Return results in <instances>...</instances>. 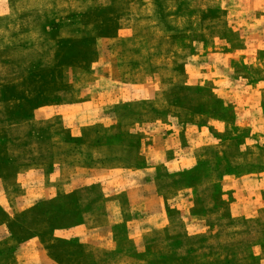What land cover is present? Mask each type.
Listing matches in <instances>:
<instances>
[{
  "label": "rangeland",
  "instance_id": "374dc122",
  "mask_svg": "<svg viewBox=\"0 0 264 264\" xmlns=\"http://www.w3.org/2000/svg\"><path fill=\"white\" fill-rule=\"evenodd\" d=\"M262 5V0H0V264H112L125 248H134L123 243L125 226H117L124 235L115 253L98 255L97 261L74 238L86 208L110 192L100 185L74 193L72 171L62 173V151L78 149L73 134L81 124L77 137L95 135L98 144L116 140L118 149L147 140L159 153L156 138L162 134L163 156L154 159L159 164L150 176L166 213L162 244L154 245L163 253L148 249L150 263L264 264L258 255L264 246V182L250 176L262 175L264 164L228 162L221 182L214 175L218 162L204 156L217 152L219 143L209 140L205 123L208 114L231 111L225 104L233 94H219L214 81L193 75L209 72L213 62L206 63L199 44L222 55L257 41L248 23L251 11ZM252 50L244 59L234 54L236 59L222 60L239 78L237 86L264 81V42ZM258 92L251 101L256 123L240 127L241 134L232 127L228 137L237 133L242 149L251 147L247 137L256 138L261 162L264 86ZM187 145L195 158L180 155ZM239 148L232 143L225 150L233 156ZM44 165L50 168V198L17 211L18 180ZM128 177L124 172L111 180L119 184ZM6 236L17 238V253L4 244Z\"/></svg>",
  "mask_w": 264,
  "mask_h": 264
},
{
  "label": "crops",
  "instance_id": "0c3cea01",
  "mask_svg": "<svg viewBox=\"0 0 264 264\" xmlns=\"http://www.w3.org/2000/svg\"><path fill=\"white\" fill-rule=\"evenodd\" d=\"M262 2L263 5L261 7L251 11V21L248 23L249 28L254 31L256 42H249L242 49L222 55L217 52L216 48L206 46V43L199 44L202 47L200 55L202 54L201 56L206 57V63L209 60L213 62L207 66L209 72L203 71L202 75L193 74L194 78L199 76L204 77L206 80L214 81L216 85L214 91L219 94L225 92L233 94V96L229 97L231 100L225 104L231 108V111L228 113L208 114V121L205 123V129L210 133L209 140L212 142L217 141L219 144L217 152H211L209 157L206 155L204 158L207 157L210 160H215L216 163L218 162L219 166L215 167L213 173L219 177L220 182L226 173L225 168L228 166V162H233V164H264V160L260 162L258 159L257 150L259 148L257 147L258 141L256 138L247 137L250 140L248 143H250L251 147L246 149V146L245 149H242L241 145L238 144L237 133H233L235 137H228L231 136L230 133L234 130H231L232 127L238 128V134H241L244 132L243 129L245 127H251L256 123L251 101L252 98L254 99L258 95L259 88L264 86V81H257L255 84L246 83V86H237L235 83L239 82V78H236L233 70L228 69L227 62L222 61L224 59L228 61L229 56L236 59L234 54L239 55L243 59L250 55L252 56L255 54L252 47H257L259 43L264 42V0ZM238 14H241V11ZM214 43L215 45L217 44V42ZM200 55H197V57H200ZM226 55H228V59L225 58ZM227 82L233 84L234 87L228 88ZM144 125L142 124V127ZM80 126H75L79 129L73 134L75 139H79V144H75L78 149L68 152L62 151V173L67 174L72 171L71 173L74 176V182L70 184L69 189L74 191V193H78L87 189L88 186L93 188L101 185L103 188H108L110 192L106 193L102 203L95 204L89 209L86 208L87 211L83 216L85 217L84 222L76 228L74 238L82 245L84 244L89 249L87 252L90 254L91 259L97 261L98 255L108 257L115 253L116 249H118L116 247L117 243L119 241L122 243L120 236L124 235L117 229L125 226L127 239L123 243H129L134 248L130 250L125 248L120 252V257H117L118 260L113 261L112 264H152L148 260L146 253L148 249L153 253H163L157 248L154 249V245L156 243L162 244V234L159 230L165 227L164 217H166L164 203L161 194L158 192V186L150 176L155 163L159 164V162H154V159H158L161 155L163 156L160 146L162 134H159L158 137L156 136V140L159 141V153H157L153 150V146L148 144L147 140H142V144L118 149L120 142L116 140L112 143L107 140V144H98L95 135L82 133L80 137H77L82 124ZM153 126L155 128L157 124ZM143 130L146 131L145 129ZM256 131L259 132L258 130ZM160 133H162V129H160ZM251 134L254 133L252 132ZM166 137L169 138L168 136ZM259 139L264 140V137L259 136ZM67 141V137L62 133V145H67ZM232 143H234V146L238 145L240 147L239 153L233 156L225 150L228 144ZM186 147V150L183 147L180 148V155L195 158L194 148L189 145ZM165 156L167 163L170 160L168 155ZM162 162H165V160ZM48 171H50V168L44 165L32 168L22 174V178L18 180L21 192L15 202L17 211H19V207L21 211L26 210L34 203L50 198V174H48ZM124 172H127L130 176L126 180L123 179L119 184H117L118 182L115 184L116 180H111L112 176ZM250 176L264 182V173L260 176L258 174ZM86 177H88V180H86ZM251 189L254 188L251 187ZM2 195L3 191L0 184V197ZM250 196L252 199L250 204L254 205L253 196H255V193L251 191ZM93 199L91 197L90 202L93 203ZM254 213L255 211L251 210L250 215L252 216ZM244 214L247 216V213L241 215ZM156 230L158 231L155 232ZM153 232L154 234L152 235L151 233ZM16 239L15 236H6L4 240V244L8 242L11 248L14 247V252L16 250L15 242L18 241ZM260 247L258 255L264 258V246ZM76 250L74 251L75 258L78 257V251ZM138 254L141 256L138 257ZM75 264L79 263L76 262Z\"/></svg>",
  "mask_w": 264,
  "mask_h": 264
}]
</instances>
